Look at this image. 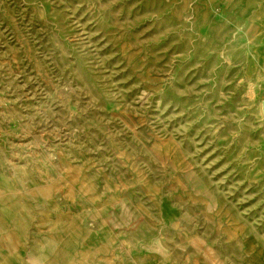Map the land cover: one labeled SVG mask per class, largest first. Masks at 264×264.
Instances as JSON below:
<instances>
[{"label":"rangeland","instance_id":"rangeland-1","mask_svg":"<svg viewBox=\"0 0 264 264\" xmlns=\"http://www.w3.org/2000/svg\"><path fill=\"white\" fill-rule=\"evenodd\" d=\"M0 264H264V0H0Z\"/></svg>","mask_w":264,"mask_h":264}]
</instances>
